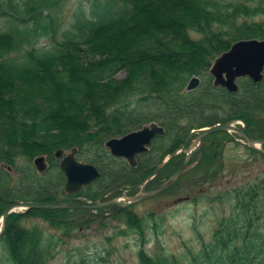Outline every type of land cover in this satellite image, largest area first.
Instances as JSON below:
<instances>
[{
    "label": "trees",
    "instance_id": "trees-1",
    "mask_svg": "<svg viewBox=\"0 0 264 264\" xmlns=\"http://www.w3.org/2000/svg\"><path fill=\"white\" fill-rule=\"evenodd\" d=\"M67 1L0 0V216L16 200H96L120 185H137L196 128L242 119L250 133L264 137V78L255 82L242 77L238 90L231 92L215 86L209 71L234 41L264 38V20L248 19L264 11L261 4L91 0L61 29ZM121 71L126 72L123 78L118 77ZM193 75L202 81L187 90ZM153 121L166 132L138 156L136 167L105 146L107 139ZM235 137L244 139L229 131L207 135L192 158L195 164L160 193L186 192L196 194L197 200L209 194L227 165L234 166L232 185L206 196L208 202L224 200L230 207L208 237L197 230V240L185 242L178 252H151L149 234L164 230L167 216L162 211L139 213L134 205L32 208L9 215L0 239L5 254L0 264H51L57 253H70L62 245L74 232L93 223L106 228L110 222L117 225L114 235L137 238L133 264H264V168L255 164L256 175L235 180L240 170L264 159V152ZM234 141L244 151L229 155L230 161L226 152L235 148L229 149ZM73 147H78L80 159L95 163L101 175L69 194L55 152ZM40 154L50 163L44 173L33 164ZM185 157L184 151L174 155L146 188L159 185ZM51 174L55 180L48 183ZM30 218L54 230L39 222L23 223ZM76 250L64 255L61 264H108L109 251L98 255Z\"/></svg>",
    "mask_w": 264,
    "mask_h": 264
},
{
    "label": "water",
    "instance_id": "water-1",
    "mask_svg": "<svg viewBox=\"0 0 264 264\" xmlns=\"http://www.w3.org/2000/svg\"><path fill=\"white\" fill-rule=\"evenodd\" d=\"M210 73L213 76V83L216 86H222L235 92L239 88L238 80L242 77H249L255 82H260L264 78V38H243L234 41L231 47L215 58L210 68ZM202 79L198 75H193L186 85L187 90H192L200 85ZM238 123H241L239 125ZM217 131H234L243 135L246 142L252 147L264 152V137H258L250 133L246 123L243 120L235 119L224 122H218L213 125L203 126L194 129L190 136L196 134L198 140L197 146L187 152V156L182 165L170 174L157 187L146 192L128 196L126 192L121 195L110 197L107 199L97 200H81L77 202L65 201H23L16 200L11 202L4 210L0 224V239L3 237L7 225L9 215L13 212L29 210L32 208H86L98 209L112 205L126 207L137 203L143 199L150 198L161 193L174 184L181 174L190 166L192 157L203 144L204 137ZM166 129L158 122H151L143 125L141 128L132 130L120 136H114L106 140L105 145L110 153L116 157L125 158L128 163L135 167L138 165V155L148 151L153 140L158 135H163ZM78 147L71 148L65 153L63 148L57 149L55 156L61 157L60 167L65 173V191L73 193L80 191L83 187L89 186L100 177L99 167L88 161L78 158ZM181 148L165 157L161 163L157 164L154 171L145 179L146 184L152 179L158 171L177 153ZM33 162L40 173L45 172L49 167V162L45 154L37 155ZM189 196L178 197L176 202H181ZM124 198V199H123ZM23 209V210H22Z\"/></svg>",
    "mask_w": 264,
    "mask_h": 264
},
{
    "label": "rangeland",
    "instance_id": "rangeland-1",
    "mask_svg": "<svg viewBox=\"0 0 264 264\" xmlns=\"http://www.w3.org/2000/svg\"><path fill=\"white\" fill-rule=\"evenodd\" d=\"M224 4L243 2L252 5L261 4L264 7V0H221ZM91 0H68L62 10L61 29L69 26L72 21L75 12L82 6L88 8L90 6ZM243 18V17H242ZM249 20H264V11H259L256 15L248 17ZM126 75L125 71H121L118 77L123 78ZM232 133V132H231ZM241 142H245L244 139L235 137ZM238 141L231 142L229 144V149L232 146L235 148L228 150L226 152V158L233 161L232 157L229 155H236L240 151L243 153V147L237 143ZM197 138L194 136L187 147L182 150L189 152L196 147ZM263 148V146H262ZM264 149V148H263ZM197 154V151L194 155ZM195 163L192 164V166ZM258 164L260 168H264V159L257 161L255 163L246 166L240 170L239 176L235 180H239L244 176L256 175L259 172L257 168ZM191 166V167H192ZM12 170V168H11ZM234 166L227 165L222 172V175L216 182V185L212 186L209 191L210 197L217 195L218 193L224 191L228 185H232L230 178L233 177ZM55 180V177L51 174L48 175L47 182L50 183ZM230 181V182H229ZM54 183V182H53ZM141 189V188H140ZM144 190V189H143ZM40 194V192H37ZM36 193V194H37ZM198 194H205L204 191H196ZM197 194V195H198ZM207 193V195H209ZM61 197H64L61 194ZM201 196L196 200V194H188L186 192H179L175 195L171 194H158L148 200L140 201L134 205V209L139 213H144L147 210L156 209L157 211H162L166 213V219L163 224V231L159 234L151 232L149 234L150 242L147 249L151 252H161V251H174L178 252L183 248L185 242L192 243L198 238V232L203 233L205 237H208L210 233L215 228L218 223L219 218L229 210V203L224 200H214L208 202L206 196ZM189 196L181 202H176L178 197ZM106 215L112 214L110 211H105ZM39 222L42 226L47 229L54 230L49 224L42 220H35L33 218L25 219L23 223L27 225H32L33 223ZM117 227L115 222H110L106 228L99 227L98 224L93 223V225L88 228H80L74 236L68 238L67 242L63 244L66 249H70V253L60 252L57 253L55 258L52 259L51 264H61L65 258L64 255H73L78 252L76 250L79 248H84L88 253H97L98 255H107L109 251L108 264H133L137 259V238L133 235H114L113 232ZM108 236H112L108 239ZM5 254L0 248V263L4 259Z\"/></svg>",
    "mask_w": 264,
    "mask_h": 264
},
{
    "label": "flooded vegetation",
    "instance_id": "flooded-vegetation-1",
    "mask_svg": "<svg viewBox=\"0 0 264 264\" xmlns=\"http://www.w3.org/2000/svg\"><path fill=\"white\" fill-rule=\"evenodd\" d=\"M59 159V161H60V159H61V157L60 158H58ZM126 188L124 187V185H120V186H118L117 188H114L113 190H111L110 191V196L112 197V196H117L118 194H120L123 190H125ZM118 191V192H117ZM129 192V191H128ZM77 200H80V199H82V198H76Z\"/></svg>",
    "mask_w": 264,
    "mask_h": 264
}]
</instances>
